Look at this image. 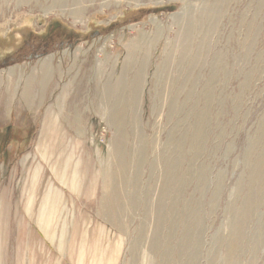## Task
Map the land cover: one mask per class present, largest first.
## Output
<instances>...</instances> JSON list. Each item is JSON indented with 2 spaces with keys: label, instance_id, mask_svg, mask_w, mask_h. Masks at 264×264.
<instances>
[{
  "label": "rangeland",
  "instance_id": "obj_1",
  "mask_svg": "<svg viewBox=\"0 0 264 264\" xmlns=\"http://www.w3.org/2000/svg\"><path fill=\"white\" fill-rule=\"evenodd\" d=\"M162 263L264 264V0H0V264Z\"/></svg>",
  "mask_w": 264,
  "mask_h": 264
},
{
  "label": "bare ground",
  "instance_id": "obj_2",
  "mask_svg": "<svg viewBox=\"0 0 264 264\" xmlns=\"http://www.w3.org/2000/svg\"><path fill=\"white\" fill-rule=\"evenodd\" d=\"M202 17V16H201ZM207 18H208V16H207ZM189 19V18H188ZM192 19V18H191ZM210 21V20H209ZM189 22V21H188ZM187 22V23H188ZM186 23V22H185ZM187 26V25H186ZM189 26V25H188ZM188 28V27H187ZM181 31V30H180ZM130 56V55H129ZM47 62H45V64H44V76H48L49 74H48V71L50 70L49 68H50V65L49 66H47ZM104 71V70H103ZM101 72H102V70H101ZM104 73V72H103ZM99 75V74H98ZM138 82L134 85V87L135 86H138L139 84H140V79H141V76L142 75H145L144 74V67L143 66H140L139 68H138ZM43 76V77H44ZM103 77V76H102ZM112 79V78H111ZM142 80V79H141ZM109 81H111V80H109ZM103 98L105 99V98H110V96H111V94H113V90H112V84H111V82H109V83H107V84H105L104 85V87H103ZM102 97V96H101ZM107 98V99H108ZM124 99H126V98H124ZM105 102V101H104ZM125 105V104H124ZM123 105V106H124ZM122 108V107H121ZM124 108V110H125V107H123ZM101 112V111H100ZM125 112H126V110H125ZM114 115L116 116V117H118V118H122V116L124 115L125 116V114H124V111L123 110H121L120 112L118 111V110H116L115 109V112H114ZM110 160V159H109ZM113 191V190H112ZM165 193V192H164ZM168 193V192H167ZM116 194V193H115ZM164 195V194H163ZM170 195V194H169ZM119 196V195H118ZM117 196V197H118ZM162 197V196H161ZM122 198V197H121ZM167 198V197H166ZM165 198V199H166ZM170 198V197H169ZM134 201V200H133ZM163 208H164V206H163ZM170 208H173V207H170ZM176 210V209H175ZM172 211V210H171ZM158 212V211H157ZM155 214V213H154ZM176 214V213H175ZM166 215V214H165ZM172 215V214H171ZM163 217H164V215H163ZM147 218V217H146ZM165 219V218H164ZM172 219V218H171ZM162 221V220H161ZM142 227V226H141ZM191 229V228H190ZM143 230V229H142ZM188 230H189V228H188ZM187 230V231H188ZM192 232V231H191ZM140 241V240H139ZM143 242V241H142ZM138 244V243H137ZM140 250V249H139ZM144 251V250H143ZM142 255H143V253H142ZM22 262V261H21ZM155 262V261H154ZM163 264V263H162ZM170 264V263H169Z\"/></svg>",
  "mask_w": 264,
  "mask_h": 264
},
{
  "label": "crops",
  "instance_id": "obj_3",
  "mask_svg": "<svg viewBox=\"0 0 264 264\" xmlns=\"http://www.w3.org/2000/svg\"><path fill=\"white\" fill-rule=\"evenodd\" d=\"M47 62V61H46ZM45 64V63H44ZM44 64H42V69H41V75L42 76H44L43 74H44ZM50 65V63H48L47 64V66H49ZM50 70L48 71L50 74H51V65H50V68H49Z\"/></svg>",
  "mask_w": 264,
  "mask_h": 264
}]
</instances>
